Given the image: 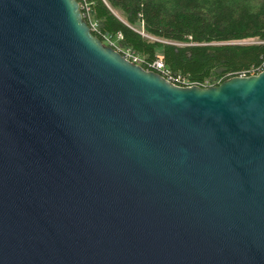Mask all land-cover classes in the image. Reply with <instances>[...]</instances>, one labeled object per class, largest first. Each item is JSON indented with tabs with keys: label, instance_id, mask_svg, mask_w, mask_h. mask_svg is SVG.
Instances as JSON below:
<instances>
[{
	"label": "water",
	"instance_id": "1",
	"mask_svg": "<svg viewBox=\"0 0 264 264\" xmlns=\"http://www.w3.org/2000/svg\"><path fill=\"white\" fill-rule=\"evenodd\" d=\"M0 264H264V69L179 86L0 0Z\"/></svg>",
	"mask_w": 264,
	"mask_h": 264
},
{
	"label": "trees",
	"instance_id": "2",
	"mask_svg": "<svg viewBox=\"0 0 264 264\" xmlns=\"http://www.w3.org/2000/svg\"><path fill=\"white\" fill-rule=\"evenodd\" d=\"M91 1L94 34L120 33L117 48L147 70L161 57L172 75L209 87L249 76L264 61V0Z\"/></svg>",
	"mask_w": 264,
	"mask_h": 264
},
{
	"label": "built area",
	"instance_id": "3",
	"mask_svg": "<svg viewBox=\"0 0 264 264\" xmlns=\"http://www.w3.org/2000/svg\"><path fill=\"white\" fill-rule=\"evenodd\" d=\"M78 1H79V4H80V9H81V12H82V16L88 22V24L90 25L91 30L93 31V33H95V32L100 33L99 30L97 29L96 22H94L91 19V16H90V9H91L92 1L91 0H78ZM102 37H103L102 42L105 45L110 46V47L114 48L115 50H117V51H119L121 53L120 49L117 48V41H116V39H121L122 35L120 33H118L117 37L114 38V39L111 38L108 35H105V34H103ZM121 54L125 58L130 60L131 62L141 65L140 63L142 62V59L139 56L135 55L134 53H131L130 51H124ZM149 65L152 68V69H149V70H154L156 72L159 71L160 72V73L158 72L159 74H161L167 80H169L170 82H172V83H174L176 85H179V86H190L191 85L186 78H183L180 75H178V76L172 75L170 73V71L165 68L161 57L158 60H156L155 62L150 63ZM263 69H264V61H263L262 65H261V67H259L255 71L251 72L250 75L258 74ZM242 76H245V75H242Z\"/></svg>",
	"mask_w": 264,
	"mask_h": 264
}]
</instances>
